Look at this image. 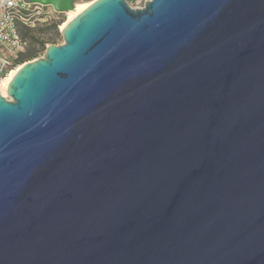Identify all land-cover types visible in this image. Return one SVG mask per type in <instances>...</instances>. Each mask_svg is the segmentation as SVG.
Listing matches in <instances>:
<instances>
[{
  "label": "water",
  "instance_id": "1",
  "mask_svg": "<svg viewBox=\"0 0 264 264\" xmlns=\"http://www.w3.org/2000/svg\"><path fill=\"white\" fill-rule=\"evenodd\" d=\"M59 30L0 94V264H264V0Z\"/></svg>",
  "mask_w": 264,
  "mask_h": 264
},
{
  "label": "built area",
  "instance_id": "2",
  "mask_svg": "<svg viewBox=\"0 0 264 264\" xmlns=\"http://www.w3.org/2000/svg\"><path fill=\"white\" fill-rule=\"evenodd\" d=\"M144 2L142 3V7ZM59 11L52 5L29 0H0V79L13 67L16 57L27 47L18 24L28 27L51 20Z\"/></svg>",
  "mask_w": 264,
  "mask_h": 264
},
{
  "label": "rangeland",
  "instance_id": "3",
  "mask_svg": "<svg viewBox=\"0 0 264 264\" xmlns=\"http://www.w3.org/2000/svg\"><path fill=\"white\" fill-rule=\"evenodd\" d=\"M89 0H74L75 3H80ZM130 7L135 8L142 5L146 0H126ZM66 19L65 12H59L54 15V17L47 22L35 23V26L31 27V31L26 33L25 39L27 40V47L21 54H28L29 52H34L33 55L29 56V59L24 61H29L35 58L43 56L45 48L48 44H61L63 42L62 36L60 34L59 25ZM59 23V24H57ZM57 24V30L59 35L50 39L52 37V30L50 29L51 25ZM20 54V55H21ZM18 65V64H17ZM15 65V66H17ZM1 91V90H0ZM6 99H9V96L5 94Z\"/></svg>",
  "mask_w": 264,
  "mask_h": 264
},
{
  "label": "bare ground",
  "instance_id": "4",
  "mask_svg": "<svg viewBox=\"0 0 264 264\" xmlns=\"http://www.w3.org/2000/svg\"><path fill=\"white\" fill-rule=\"evenodd\" d=\"M93 0L84 1L80 3H75L72 9L65 11L66 19L59 25V28L62 29L68 21H70L73 17H75L78 13H80L83 9H85ZM21 64L13 67L4 77L0 79V94L5 96V89L8 81L15 74V72L21 67Z\"/></svg>",
  "mask_w": 264,
  "mask_h": 264
},
{
  "label": "trees",
  "instance_id": "5",
  "mask_svg": "<svg viewBox=\"0 0 264 264\" xmlns=\"http://www.w3.org/2000/svg\"><path fill=\"white\" fill-rule=\"evenodd\" d=\"M57 24H59V23H57ZM57 24H53V25H51V27H50V29H51L52 32H53V33H52V37H50V39H54V37H56L57 35H59V32H58V30H57ZM18 30H19L20 35H21L23 38H25L24 35H26V33H27L28 31H31L32 29H31V27H28V26H26V25L18 24ZM20 54H21V53H20ZM20 54L16 57V59H15V61H14V65H17V64H21V63H23L24 60L29 59L28 57L31 56V55H33L34 52L32 51V52H29L28 54H21V55H20Z\"/></svg>",
  "mask_w": 264,
  "mask_h": 264
}]
</instances>
